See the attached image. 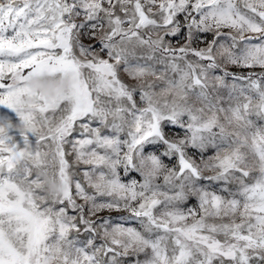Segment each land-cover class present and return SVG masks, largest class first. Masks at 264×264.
Instances as JSON below:
<instances>
[{
    "label": "snow or ice",
    "instance_id": "obj_1",
    "mask_svg": "<svg viewBox=\"0 0 264 264\" xmlns=\"http://www.w3.org/2000/svg\"><path fill=\"white\" fill-rule=\"evenodd\" d=\"M0 106V264H264V0H0Z\"/></svg>",
    "mask_w": 264,
    "mask_h": 264
},
{
    "label": "clouds",
    "instance_id": "obj_2",
    "mask_svg": "<svg viewBox=\"0 0 264 264\" xmlns=\"http://www.w3.org/2000/svg\"><path fill=\"white\" fill-rule=\"evenodd\" d=\"M72 78L70 74L63 75L58 79L42 78L40 76H32L26 81L27 87L33 94H39L47 101H53L61 96H67L70 91ZM33 97L24 98L18 107L21 110H29L33 104ZM37 175L40 177L47 194L50 197L59 196L62 192V185L59 181L53 180L50 176H46L41 172Z\"/></svg>",
    "mask_w": 264,
    "mask_h": 264
},
{
    "label": "rangeland",
    "instance_id": "obj_3",
    "mask_svg": "<svg viewBox=\"0 0 264 264\" xmlns=\"http://www.w3.org/2000/svg\"><path fill=\"white\" fill-rule=\"evenodd\" d=\"M180 21H181V23H183V17H180ZM183 36H184V32L182 31L179 36L172 38V42L174 44H176L178 42L179 43H183ZM206 39H208V40L212 39L211 33L206 34ZM84 42L86 44L87 43H91L96 48H99V44L96 43V41H89V40L85 39ZM200 46H203V45H200ZM229 71L234 72V73H243V74L247 75L249 70L248 69L238 68V67H230ZM255 71L259 72L260 70L259 69H255ZM5 120L11 122L13 125H18L19 124V118L16 116V114L12 110L7 109L4 106H0V122H3ZM165 131L169 135H175V134H178V133L179 134H183V130L182 129H180L178 127L171 126V125L166 126ZM10 134L14 137V139L16 140L18 145L20 147H23V139L19 135L18 130L16 128H13V129L10 130ZM28 135H29L30 140L32 142H34L35 141V137L32 136L30 133ZM158 150L162 152L163 151V146H159ZM189 151H190V154H194L195 153V150L190 149ZM208 155H211V152H209ZM196 156H197V159H198L199 158L198 154H196ZM164 159H165V163H167L169 165L175 164V162H176L174 158L173 159H169V158L165 157ZM132 177H136L137 179H139V177L136 176L135 173L130 174V176L127 179H131ZM214 187H215V185H214ZM195 203H196L195 200H190L189 201V206H191V205H193ZM100 215L101 216H109V215H111L113 218H115V217L125 216L126 213H117V212L108 213V212H103V213H100Z\"/></svg>",
    "mask_w": 264,
    "mask_h": 264
}]
</instances>
